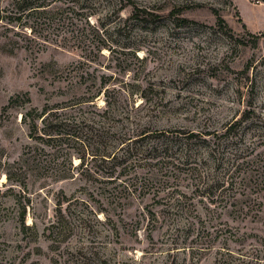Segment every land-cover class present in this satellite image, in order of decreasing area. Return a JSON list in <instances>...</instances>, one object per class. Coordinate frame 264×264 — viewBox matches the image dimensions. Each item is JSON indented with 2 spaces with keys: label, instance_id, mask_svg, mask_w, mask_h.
I'll return each instance as SVG.
<instances>
[{
  "label": "rangeland",
  "instance_id": "obj_1",
  "mask_svg": "<svg viewBox=\"0 0 264 264\" xmlns=\"http://www.w3.org/2000/svg\"><path fill=\"white\" fill-rule=\"evenodd\" d=\"M10 1L0 0L6 18L15 17L3 10ZM134 2L155 18L133 19L131 7L121 10L117 0H54L45 14L25 12L20 22L0 21V264H215L219 247L227 249L220 255L230 264H264V199H257L260 205L250 196L247 216L238 208L218 211L205 199L219 182L264 188V2ZM209 6L219 10L227 27L215 23ZM171 10L181 13L170 16ZM251 35L259 36L255 43ZM78 37L88 47L93 42L105 47L92 52L97 59L85 68L89 75L80 84L85 88L75 96L103 91L93 102L67 110L76 118L77 138L52 143L54 156L44 150L42 159L57 165L50 166L45 184L31 177L26 188L12 185L5 170L34 143L21 114L71 98L64 92L82 52L61 46ZM11 98L14 106L4 109ZM243 112L247 121L224 136ZM141 131L148 139L139 145L168 144L171 163L113 166L125 155L123 137ZM103 152H110L104 162ZM239 153L240 165L231 166ZM122 167L127 177L109 181L106 174ZM149 170L155 180L146 178ZM135 173L148 179V193L130 197L108 222L98 210L107 208L108 192ZM61 191L67 198L66 232L53 245L43 233ZM239 194L245 200L251 191ZM22 215L25 225L33 223L30 230L21 229ZM211 238L214 248L200 252L205 248L200 243Z\"/></svg>",
  "mask_w": 264,
  "mask_h": 264
},
{
  "label": "trees",
  "instance_id": "obj_2",
  "mask_svg": "<svg viewBox=\"0 0 264 264\" xmlns=\"http://www.w3.org/2000/svg\"><path fill=\"white\" fill-rule=\"evenodd\" d=\"M54 0H42V4L38 6H32L33 4H30L32 1L28 0H11L3 10L6 11L5 13L15 12V17L13 18H6V15H0V21L6 20V24L20 22L21 18L23 17L24 13H30V15L34 14H42L44 13L45 9L49 8L50 5L53 3ZM261 2H264V0H259ZM117 2L120 4V9L123 10L127 7H131V14L133 19H136L138 21H146L148 18H155L156 14L154 12H150L149 10H145L143 8H140L137 6L136 2L134 0H117ZM209 11L211 12L212 16L215 17V23L218 26H224L227 27L222 17L219 15V10L217 8L209 6ZM42 13H41V12ZM181 13V10H171L169 15L173 16L175 13ZM45 14V13H44ZM155 15V16H154ZM182 21L185 22L186 19L182 18ZM21 25V24H20ZM89 26V25H88ZM23 28H29L30 33H35V30L32 26H27V24L22 25ZM12 32V30H9ZM228 35V34H227ZM18 37V34H14V37ZM26 36V35H25ZM255 41H257L258 37L257 35H251ZM264 36V34L262 35ZM46 41V39H44ZM77 42L74 44H71L70 46H66L67 44H62L61 47H67V48H76L82 54L78 56V59L76 60V69H71L74 72L73 77L68 81V86L65 89V93H69L71 95V98L67 101H63L60 103H56L54 105L49 106V104H45L42 109H29L28 111H25L21 114L20 122L26 126L27 129V137L30 139L32 144L28 145L25 148V151L21 158L18 159L17 162H15L13 165L8 166L5 170L4 175L6 176L7 182L12 183V185H18L19 187L26 188L27 186V180L31 177H35L37 179H42L43 183L45 184V179H47L49 176H47V171L50 169V166H57L56 164L49 165L46 160H43L42 158L46 156L45 149H50L53 156L55 153H57V150H53L52 143H59L61 145H66L68 141H70L73 138H77L74 133V127L73 124L75 123L76 118H74L71 113L69 112L71 109L76 108L81 105H87L91 102H93L94 99L100 97L103 90L100 88H97L95 91V94H89V90H86L85 92H81L79 95H76L77 90H79V87L81 83L84 84L85 77L89 75V68L95 64L96 57H92V52L100 53V51L105 47L102 46L99 43H90L89 47L86 43H88V40L85 37H78L76 39ZM46 43V42H45ZM86 46V47H85ZM88 47V48H87ZM109 50V49H108ZM89 53V54H88ZM88 54V55H87ZM88 68V69H85ZM72 74L70 72L66 73V78L68 79ZM101 79L103 82H101V88H104L106 85V77L104 75L101 76ZM83 87V86H82ZM85 88V87H83ZM61 89V88H59ZM107 89H105L106 91ZM62 91V90H61ZM106 104H109V100L107 97H105ZM15 104V99L11 98L9 101L8 106H6L4 109H9L13 107ZM93 105V104H92ZM69 110V111H67ZM73 112V111H72ZM248 112H243L241 117L236 120V122L233 125H230L224 133V136L227 138L231 134V130L236 129L237 126L243 124L247 121L249 118ZM82 119V118H81ZM78 121V120H77ZM147 131H141L139 134L136 133V135L133 132V135H125L123 137L124 141L121 142L120 150L123 151L125 154L123 157H120L116 164L113 166H143L142 168L146 167L150 169V167L154 166H167V164H170L172 158L168 156L170 149L168 144L163 145H156L151 142H149L148 146H140L139 142L143 141L142 139H148V134H146ZM208 135V134H207ZM194 137V135L190 136ZM204 141V140H203ZM46 145V147L41 146ZM39 146V147H38ZM41 146V148H40ZM124 148V149H123ZM93 149V148H90ZM104 154H101V160L102 162L105 161V158L110 157V152H103ZM241 153V152H240ZM239 153L238 156H234V160L231 166H239L240 164L237 162L238 159H242ZM170 158V160L167 162H163L164 157ZM84 156L79 157L80 163L82 162ZM96 155H92V159H95ZM186 161V160H185ZM43 162V163H42ZM50 162V161H49ZM79 163V164H80ZM32 165V166H31ZM47 165V166H46ZM82 166H80L81 168ZM79 168V167H78ZM153 171H155L153 169ZM126 168H121L119 172H111L110 174H106L107 177L111 178L109 181H117L120 180V177H127L126 175ZM149 176L146 178H152L155 180V175L153 172H150V170L147 172ZM147 174V175H148ZM41 177V178H40ZM138 174H134V179L132 181L128 180L127 178H124L125 180H121L120 183H118L115 187H113L111 192H108L106 196V207L107 208H101L98 210L103 216L108 220V222H112V214L114 213V210L121 209L122 206L128 205L130 203V197H133L134 195H137L139 197L145 196L149 189L147 185V180L143 178H138ZM154 177V178H153ZM58 179H65L64 176L59 177ZM168 183V182H167ZM169 184V183H168ZM47 187L46 185L42 188ZM210 189V193L206 194V200H208L209 206H213L216 210L220 211L219 209L224 210H233L237 211L235 209H239V211L244 214L248 215L250 207L248 206V202L250 201L251 197H256L254 200L258 201L257 199H264V188L261 189L260 186H242L241 188H235L234 185L230 183L225 182H219L216 183L214 186H212ZM216 190V191H215ZM250 190L251 194H245V200H240L239 197H241L242 194H239L240 192ZM239 191V193H237ZM237 193V194H234ZM67 202L66 195L61 191L60 195L57 197L55 205V215L51 222H49L45 228L43 235L45 236V239L53 243L55 245L58 237L61 236L63 233L66 232V230L63 229V221H62V208L63 204ZM259 204L261 203L258 201ZM128 203V204H127ZM238 204H241V208L237 207ZM262 205V204H260ZM145 209L143 208L141 213ZM226 211V212H227ZM146 213H153L151 210H148L146 208ZM154 214V213H153ZM20 226L21 229H29L33 227V223L30 225H25L24 222V216L22 215L20 218ZM208 233V232H207ZM212 239V238H211ZM214 239L212 240H204L200 243V245L204 247H200V252H205L207 250L213 249V243ZM207 241V242H206ZM219 249L217 251L223 252L227 250L225 247H219L216 248ZM228 256H230V253L227 251ZM219 254V257L216 258L215 264H230L225 259H223L222 255Z\"/></svg>",
  "mask_w": 264,
  "mask_h": 264
}]
</instances>
